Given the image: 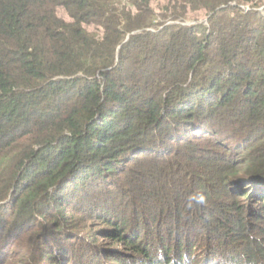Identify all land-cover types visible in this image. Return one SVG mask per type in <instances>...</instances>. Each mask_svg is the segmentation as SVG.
<instances>
[{"label": "trees", "instance_id": "trees-1", "mask_svg": "<svg viewBox=\"0 0 264 264\" xmlns=\"http://www.w3.org/2000/svg\"><path fill=\"white\" fill-rule=\"evenodd\" d=\"M0 264H264V0H0Z\"/></svg>", "mask_w": 264, "mask_h": 264}, {"label": "rangeland", "instance_id": "rangeland-1", "mask_svg": "<svg viewBox=\"0 0 264 264\" xmlns=\"http://www.w3.org/2000/svg\"><path fill=\"white\" fill-rule=\"evenodd\" d=\"M201 17H203V16H201ZM197 22H205V23H207V19L203 17V18H200V19H196V20H193V21H189V23H191V24L192 23H197ZM101 240H103V239H101ZM19 244H21V242ZM15 248H19V245H16ZM23 249H25L24 246H23Z\"/></svg>", "mask_w": 264, "mask_h": 264}, {"label": "built area", "instance_id": "built-area-1", "mask_svg": "<svg viewBox=\"0 0 264 264\" xmlns=\"http://www.w3.org/2000/svg\"><path fill=\"white\" fill-rule=\"evenodd\" d=\"M248 9V8H247Z\"/></svg>", "mask_w": 264, "mask_h": 264}]
</instances>
